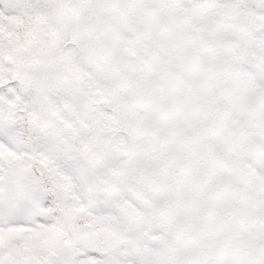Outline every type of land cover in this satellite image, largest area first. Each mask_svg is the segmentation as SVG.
<instances>
[{"label":"snow or ice","instance_id":"snow-or-ice-1","mask_svg":"<svg viewBox=\"0 0 264 264\" xmlns=\"http://www.w3.org/2000/svg\"><path fill=\"white\" fill-rule=\"evenodd\" d=\"M0 264H264V0H0Z\"/></svg>","mask_w":264,"mask_h":264}]
</instances>
